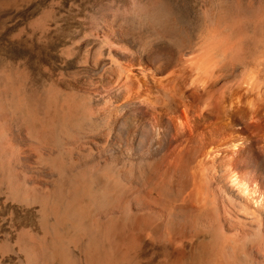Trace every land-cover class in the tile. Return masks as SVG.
<instances>
[{"label":"bare ground","instance_id":"obj_1","mask_svg":"<svg viewBox=\"0 0 264 264\" xmlns=\"http://www.w3.org/2000/svg\"><path fill=\"white\" fill-rule=\"evenodd\" d=\"M22 4L0 0V26ZM125 14L97 21L78 62L106 86L0 68V196L37 222L19 252L134 264L143 241H187L164 264H264V2L206 0L199 21L161 0Z\"/></svg>","mask_w":264,"mask_h":264},{"label":"rangeland","instance_id":"obj_2","mask_svg":"<svg viewBox=\"0 0 264 264\" xmlns=\"http://www.w3.org/2000/svg\"><path fill=\"white\" fill-rule=\"evenodd\" d=\"M139 1L26 0V4L16 7L0 26V68L27 73L38 85L53 84L65 91L82 92L106 86L104 79L83 73L78 62L95 44L97 21L118 12L123 17L127 9ZM161 1L177 7L184 19L199 21L201 4L206 0ZM242 1L255 5L264 2ZM44 17L47 20L44 23H48L43 24L42 29L35 27L34 23ZM36 228L34 211L0 196V247L9 245L15 250H0V264H26L16 243L26 236V231ZM140 245L133 255L134 264H164L173 259L178 250L189 253L192 248L187 241L181 247L173 245L167 253L148 241Z\"/></svg>","mask_w":264,"mask_h":264}]
</instances>
